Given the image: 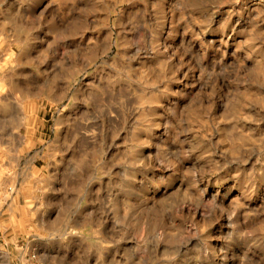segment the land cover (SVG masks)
Returning <instances> with one entry per match:
<instances>
[{
  "label": "clouds",
  "instance_id": "1",
  "mask_svg": "<svg viewBox=\"0 0 264 264\" xmlns=\"http://www.w3.org/2000/svg\"><path fill=\"white\" fill-rule=\"evenodd\" d=\"M0 264H264V0H0Z\"/></svg>",
  "mask_w": 264,
  "mask_h": 264
}]
</instances>
